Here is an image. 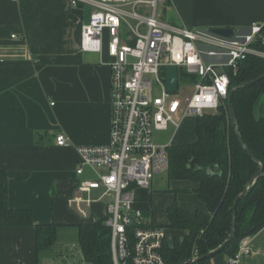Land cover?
<instances>
[{"label": "crops", "instance_id": "1", "mask_svg": "<svg viewBox=\"0 0 264 264\" xmlns=\"http://www.w3.org/2000/svg\"><path fill=\"white\" fill-rule=\"evenodd\" d=\"M160 7L165 20L191 30L233 28L245 34L264 24V0H165ZM90 13L69 0H0V170L8 175V205L31 211L35 224L60 226L56 246L41 252L34 227H0V264L75 260V246L67 241L77 238L76 226L106 214L103 201L92 207L89 220L69 205L79 180L90 178L87 167L83 176L76 174L77 147L111 139L112 59L106 50L81 49ZM61 134L70 147L57 145ZM173 187L190 193H156L151 186L135 191V208L148 225L166 229L169 244L187 234L168 228L171 205L207 211L194 191L198 184L176 181ZM247 239L253 254L244 264H264V229ZM228 258L221 254L205 264H228Z\"/></svg>", "mask_w": 264, "mask_h": 264}, {"label": "built area", "instance_id": "2", "mask_svg": "<svg viewBox=\"0 0 264 264\" xmlns=\"http://www.w3.org/2000/svg\"><path fill=\"white\" fill-rule=\"evenodd\" d=\"M69 2L76 9H91L82 28L81 49L99 54L106 50L112 59L111 139L104 145L77 147L81 165L76 174L83 176L87 167L90 178L79 180L69 205L89 220L92 207L107 200L103 219L112 231L114 264H126L129 258L133 264H165L161 251L166 229L148 225L135 208V191L149 188L155 175L169 168L172 140L159 144L154 135L170 126L176 133L186 118L219 111L230 93L227 69L237 70L248 56L264 58L253 47L264 38V24L225 38L165 20L159 11L165 0ZM204 56L226 61L209 63ZM168 67L178 68L176 93L167 90ZM56 142L71 146L63 134ZM252 254L245 238L228 264H244Z\"/></svg>", "mask_w": 264, "mask_h": 264}, {"label": "trees", "instance_id": "3", "mask_svg": "<svg viewBox=\"0 0 264 264\" xmlns=\"http://www.w3.org/2000/svg\"><path fill=\"white\" fill-rule=\"evenodd\" d=\"M253 47L264 53V38L258 39ZM227 73L230 91L238 87L233 97L236 123L231 118L229 101L226 100L217 113L196 119L194 142L172 145L168 149L169 179L198 184L194 191L207 211L190 212L177 202L168 208V228L187 234L182 239L175 237L171 244L165 241L161 251L165 264H180L219 248L231 233L234 212L235 236L218 255L234 256L242 240L264 229V174L234 209L236 199L260 169L245 150L240 137L263 166L264 173V110L260 108L264 98V79L249 87H241L264 74V58L248 56L237 70L228 68ZM209 168L220 173L211 175L207 172ZM8 197V175L0 170V227H34L37 251L53 250L59 240L60 226L35 224L31 211L10 209ZM76 229V241L84 263L114 264L112 231L104 219L80 224ZM133 242L134 238L130 236V244ZM210 259L196 264H205ZM126 264H133L132 258Z\"/></svg>", "mask_w": 264, "mask_h": 264}, {"label": "rangeland", "instance_id": "4", "mask_svg": "<svg viewBox=\"0 0 264 264\" xmlns=\"http://www.w3.org/2000/svg\"><path fill=\"white\" fill-rule=\"evenodd\" d=\"M87 9H90L88 7H86ZM159 9H161V7H159ZM91 10V9H90ZM160 11V10H159ZM169 11V10H168ZM204 59L207 62H225V59H220V58H215V57H210V56H204ZM183 76V75H181ZM182 79H181V83H182ZM264 98L261 101V105L260 108L263 109L264 107ZM195 121L196 118L195 117H188L186 118L183 123L181 128L175 133V129L170 126V128L167 131L161 132V133H157L154 135L155 141L159 144H167L169 143L172 138V144L173 145H181V144H189L191 142L195 141V137L193 134V129L192 127L195 125ZM176 181H171L169 179V175H168V170L162 172L161 174H157L155 175V178L152 181L151 184V189L156 192V193H160V192H166V193H170V194H185V193H190V191H179L178 189L175 190V188L173 187ZM188 184H191L189 182H187ZM103 203H106V200L103 201ZM77 238L74 237L73 242L71 240H68L67 242L71 243L69 244V246L74 245V251L76 254V259L74 260V258L71 259H67V258H60V257H56V261L54 262V264H77L79 263L78 261H80L82 259V253H81V249L77 244ZM63 241V239H62ZM68 249V248H67ZM79 259V260H78ZM50 264V262L48 263Z\"/></svg>", "mask_w": 264, "mask_h": 264}, {"label": "water", "instance_id": "5", "mask_svg": "<svg viewBox=\"0 0 264 264\" xmlns=\"http://www.w3.org/2000/svg\"><path fill=\"white\" fill-rule=\"evenodd\" d=\"M211 33L216 34L218 36L221 37H225V38H233L236 34V30L233 28H218V29H211L210 30ZM264 79V74L259 76L258 78L250 81V82H246L244 84L241 85V87H249L255 83L260 82L261 80ZM166 81H167V90L169 93H176L178 91V68L177 67H168L167 71H166ZM238 87H234L231 89L230 93H229V97H228V101H229V110H230V115L231 118L233 120L234 123H236V114L233 108V97L235 95V93L237 92ZM241 139V143L244 146L245 150L249 153V155L259 164L260 169L259 171L254 175V177L252 178V180L248 183V185L246 186V189L243 191L242 194H240L238 196V198L236 199L235 205H234V209H236V206L238 205L239 201L248 193L249 189L254 186L258 180L263 176V166L258 162L257 158L255 157V155L249 151V149L245 146V143L243 141V139L240 137ZM207 172L211 175H218L220 172L218 170H215L214 168H209L207 170ZM235 229H236V212H234L233 215V222H232V230L231 233L228 237V239L216 250L211 251L210 253L206 254L205 256L202 257H195V258H190L187 260H184L183 262H181L180 264H196L199 261L205 260V259H210L216 255H218L219 253L222 252L223 249L226 248V246L232 241V239L235 236Z\"/></svg>", "mask_w": 264, "mask_h": 264}]
</instances>
